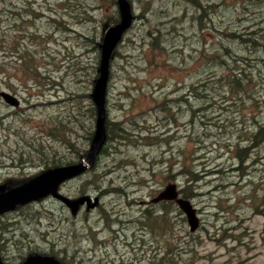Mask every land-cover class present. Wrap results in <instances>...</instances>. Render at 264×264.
<instances>
[{"label":"rangeland","instance_id":"rangeland-1","mask_svg":"<svg viewBox=\"0 0 264 264\" xmlns=\"http://www.w3.org/2000/svg\"><path fill=\"white\" fill-rule=\"evenodd\" d=\"M201 1L209 8L213 0ZM129 2L135 19L125 37L131 38L132 49L122 52L120 48L123 54L127 53L126 60L119 58L113 67L112 85L106 95L109 98L107 112L114 120L134 117V121L141 122L142 118H147L148 121L142 122L149 125L146 134L167 138V143L153 139V144L149 145L142 144L143 141L136 145L114 144L115 150L109 144L107 151L111 155L100 154L94 167L96 175L100 176L97 182L105 188L103 194L88 187L86 193L92 198L90 203L79 205L74 212L54 198L45 197L24 213L33 211V217L40 216L37 218L42 223L39 228L55 225L51 226L49 237L55 242L53 249L58 251L66 246L68 252L64 256L70 260L77 248L74 253L81 264H264V211L259 209L264 199V143L252 154L254 159L244 162L243 176L233 171L238 166L236 144L244 146L247 143L235 129L242 127V131H246L254 119H263L264 112L258 109L263 103L238 112L234 111L231 100H218L222 109L207 110L213 124L203 130L199 127L200 113L188 122L190 107L195 110L201 107L193 96H189V108L184 102L180 103L181 109L175 108L173 115L177 122L168 126L170 122L159 126L151 110L161 101L172 103V98L186 92L178 86L179 81L186 85L198 82V62L193 59L201 47H210L215 39L227 42L220 31L226 27L231 32L250 30L254 21L263 25L264 6L247 4L244 12L235 0H227L219 16L211 15L213 26H205L201 33L196 19L198 11L188 0ZM7 8L19 14L7 13L8 16L0 17V30L5 29L4 41L10 55L0 58L3 61L0 92L16 96L19 105L12 107L0 98V186L43 171L42 164L22 169L11 165L18 161L17 158L29 159V155L37 162L41 160V156L33 152V146L42 143L44 153L50 150L52 157L66 151V145L59 144L50 132L67 137L79 150L86 146L84 135L89 122L82 118L83 115H78L75 123L67 122L78 110L74 106L78 102L75 96L88 92L91 87L95 51L91 45L87 47L91 49L88 52L79 45L75 31L94 29L97 33L99 30L96 21L87 23L83 10L91 13L95 9L94 13L107 15L114 9L108 0H0V10L4 12ZM161 21L165 24L157 25ZM154 26L162 31L167 26L164 37L167 54L151 50L142 41L145 32ZM202 34L205 40H201ZM13 39L15 46L8 49ZM29 51L38 52V71L44 78L38 76L34 81L23 72ZM77 60L78 63L73 64ZM45 77L54 82L49 83ZM6 81L13 84V91L7 88ZM258 95L259 100L264 101V88ZM77 99L79 105L87 107V99ZM62 123L72 129L65 131ZM94 124L95 120L93 131ZM186 168L197 174V181H189ZM84 178L86 176L73 178L62 185L61 194L74 200ZM170 184H175L178 191L193 184L195 196L187 199L198 218L195 231L189 230L185 214L175 203L164 213L158 201L152 202ZM111 185L122 187L123 192L105 193L110 191ZM151 205L158 206L156 211L149 218L144 217L146 209L153 207ZM45 209L51 211V221L42 215ZM102 210L105 211L101 213ZM6 214L13 221L21 219L23 211ZM133 217L136 218L129 221ZM16 225H22L21 230L30 235L23 238L24 244L32 237L42 247H48L45 241H38V236H32L33 232L37 234L32 228L35 223L25 224L21 220ZM19 231H14L13 239L23 237ZM12 241L10 239L8 247L14 254Z\"/></svg>","mask_w":264,"mask_h":264},{"label":"trees","instance_id":"trees-1","mask_svg":"<svg viewBox=\"0 0 264 264\" xmlns=\"http://www.w3.org/2000/svg\"><path fill=\"white\" fill-rule=\"evenodd\" d=\"M4 1V0H1ZM113 5L114 9L110 14H104L101 15L100 13H94V10L91 13H88L87 10H83V14L85 16L84 19H86L87 23H92L96 21L99 25V30L97 33L93 30L90 32L87 30L86 32H77L78 38V44L82 47L86 48V51L88 50V46H93L92 50L95 51V66H94V76L91 79V87L89 88V91L83 94H80L79 96H75L76 102L74 104L75 108H78L77 113L73 117L70 122L67 123H75L79 120L77 117L78 115H83L82 118H85L89 122L88 129L86 130V135H84L85 141H87L86 146H90L91 139L94 135L95 131V124H94V131L92 129L94 120L96 119V108L91 98V93L93 90V86L95 81L97 80L99 76V62H100V54H101V42L104 32L111 26L115 25L119 22V13H118V6L116 0H108ZM186 1V0H184ZM190 4L195 8V11H198L196 19L199 23V29L202 33L205 26H213V19L211 17L212 14L218 15L221 13L224 3L227 2V0H216V2L213 0L209 4L210 7H204L201 0H188ZM97 4H99L98 1H96ZM129 2V0H128ZM130 3V2H129ZM236 4H239L242 6V10L245 12L247 8V4L251 5L252 7H256L257 5L264 6V0H243L241 2L240 0H235ZM7 7V6H6ZM98 7V5H95V8ZM258 7V8H259ZM4 10V6H3ZM237 12H239L240 9H235ZM144 11V8H143ZM0 10V17L2 15L8 16L7 13L12 14H19L16 13V10L12 9H5V11ZM37 14V13H35ZM142 18L144 17L143 12ZM161 16V15H160ZM138 17V16H137ZM140 17V16H139ZM21 19V17H19ZM176 19V16L174 17ZM54 23L58 24L60 21H57L56 19H51ZM134 21V19H133ZM133 23V22H132ZM132 23L129 26V28L124 32L122 39L119 41L117 46L115 47L112 56L110 58L109 63V69H108V81H107V88L106 91L109 90L111 87V78H113V67L114 65H117V61L119 58H123L126 60V54L122 53L123 50L125 52H129L127 49H132V40L131 38L125 37V34L129 32V30L132 27ZM162 21L158 23L157 25H164ZM252 26L253 28L250 30H243L240 31H234L231 32L227 27L224 28L222 31V38L226 40L219 41L215 39V42L210 47H201L198 51L199 54L196 56L193 60L196 59V62H198V73H196L199 77V80L196 84H185L183 81L178 82V86H182L181 88H184L185 93L172 98L170 100L172 103L168 102L167 100H163L155 107H153L151 110L154 114V117H157V120L160 122L159 126L164 125L166 126L167 122H170L167 124L170 125L171 123L177 122L176 115H173V112L175 108L181 109L180 103H185L188 105V108L190 106L189 103V96H193L194 99H197L200 102V108L197 107V110L190 107V119L189 123L192 122L193 118L200 113L201 118L199 117L198 120L200 122V130L206 129L210 127L213 123L210 121L211 116L208 115L207 110L209 109H222V106L218 100L221 102H224L226 100H231L234 104V111L241 112L242 108H249V107H259L262 103V107H259L258 109L264 112V101L259 100L258 91L262 90L264 88V24L262 25L261 22L254 21ZM65 29V25H62ZM167 26L163 27V30H161L160 27L154 26L150 28L148 31H146V35L144 38H142V41L144 44H146L151 50L155 51H162L163 53L167 54L166 52V39L164 38L165 35H167L168 31H165ZM247 28V27H243ZM4 29V28H2ZM74 32V29H72ZM4 30H0V58L5 59L8 56L7 52V45L4 41ZM7 33V31H6ZM201 40H205L206 38L200 37ZM216 38V36H215ZM125 41V42H124ZM220 42H224L220 43ZM165 43V44H164ZM12 46H15V40L13 39L11 41V45L8 47L11 48ZM122 49V52L120 51ZM126 48V49H125ZM218 48V50L215 52V50ZM26 49V48H25ZM30 57H27V60L24 62V69L23 72L27 76L28 79L36 80V78L39 76L41 78H44L43 75L38 71L39 69V62L40 56L38 55V52L36 54H33L29 51ZM130 54V53H129ZM2 56V57H1ZM22 57H20L21 59ZM3 61L0 60V68L3 65ZM78 60L75 61L73 64H77ZM77 69L73 70V74H76ZM1 73V71H0ZM257 77L256 80L255 78ZM7 78L9 76L7 75ZM48 78L49 83H53L54 81L50 80V77H45V79ZM38 82V81H36ZM177 83V82H175ZM202 84V85H201ZM263 84V85H261ZM6 86L8 89H11L13 91V84L6 81ZM179 89V87H176ZM175 88V90H176ZM107 95V93H106ZM73 97V96H72ZM78 97H82L87 99V107L84 108L83 104L79 105L80 100H78ZM180 101V102H179ZM109 98L106 96L105 99V133H106V142L103 145L100 154H109V151H107V147L109 144H112L113 149H116V146L114 144H129V145H136L137 143L142 144H153L152 140L156 139L159 142L167 143V138H158L156 135L146 134V131H149V125L148 123H145V120L148 121L147 118H142L141 122L134 121V117H127L124 119H112L108 112L107 107L109 106ZM179 102V103H175ZM262 102V103H259ZM151 115V114H150ZM152 116V115H151ZM264 116V114H263ZM143 122V123H142ZM143 124V125H141ZM251 126V128L249 127ZM253 126V127H252ZM61 127L65 131H70L72 128L68 126L66 123H62ZM198 127V128H199ZM170 128V127H169ZM91 129V130H90ZM243 128H236L235 132L238 133V136L240 138H244L246 140V145L239 146L237 145V153L236 157L238 159L237 167L233 168V171H236V173L239 172V177L244 175L245 172V166L244 162L249 159H254V155H252L257 149H260L261 144L264 143V118L258 117L252 121L251 125H248L246 131H242ZM137 131V132H136ZM205 132V131H204ZM143 133V134H142ZM249 134V135H248ZM51 137H53L55 140L59 142V144L66 145V151H63L62 153L52 157V153L50 154V150L44 153L43 151V145L42 143L38 146H33V152L35 154H38V157L41 156V160L33 159L32 156L29 155V159L23 160L22 158H17L18 161L15 163L11 162V165L18 167L19 169L24 168L27 165L31 166H37L42 164L43 171L58 167V166H64L69 164H75L79 161L81 155V152H87L86 146L79 150V148H76L73 146V142L69 141L67 137L61 138L60 135H56V133H51ZM244 135V136H242ZM248 135V137H246ZM56 141V142H57ZM234 145V146H236ZM241 147V150L238 152V148ZM115 152V151H114ZM98 155V156H99ZM111 155V153L109 154ZM95 158L94 164L91 167V169L85 171L81 175H79L76 178H81L82 176H86L85 181L79 189H77V193L75 197H83L88 195L86 193V189L88 187L100 192L103 194V190L105 188H102L101 185L97 182L99 180L100 176L96 175L95 166H97L95 163H97V158ZM256 161V160H254ZM39 163V164H37ZM1 166V165H0ZM10 166V165H9ZM42 172V171H41ZM187 173V176H189V181H197L198 176L195 172H193L190 169L185 170ZM211 174V173H209ZM31 178V177H30ZM30 178L23 179L20 181L12 182L8 185H6L7 188H12ZM68 181L64 182L62 185L67 183ZM61 185V186H62ZM193 184H188L184 188L180 189L179 195L182 198H191L193 195L195 196V191L193 189ZM110 186V185H109ZM101 187V188H100ZM61 188V187H60ZM59 188V192L61 193ZM112 192V193H122L123 188L120 186H113L111 185L110 191H105V193ZM63 194V193H62ZM64 197H69L66 195H63ZM74 197V199H75ZM70 198V197H69ZM41 199H37L34 201H29L25 204L17 205L13 209H7L4 211H0V259L5 264H21L25 258H27L30 255H49L51 257H54L58 261H60L63 264H81V260L77 255L74 253L77 248L73 251L70 260H67V256L65 258L64 254H66L68 251L66 249V246H61V249L58 251L53 249L54 241H52L49 237H51V226L53 224L46 225L47 227L42 229L40 221L38 220L40 216H34L33 211H30V214L24 213V210L31 209L33 207L34 203L41 202ZM59 202V201H58ZM64 208L65 205H63L61 202H59ZM172 201H166L161 200L158 201V206L161 211L166 213L169 209H171ZM152 208H147L144 214V217L146 216L149 218L150 214H154L156 211L155 205ZM261 208L260 211H264V199L260 203ZM23 211V215L21 219L11 220V217H9L8 214L10 211ZM104 210L101 211V213ZM152 211V212H151ZM32 213V214H31ZM42 215L45 218H48L49 221L52 220V213L50 210H44L41 211ZM104 217H108L105 214ZM4 217V218H3ZM36 218V219H35ZM38 218V219H37ZM136 217H133L132 219L129 218V221L134 220ZM153 218V217H152ZM21 220L25 221L26 223H35L32 228L37 232L32 234L33 237L38 236V241H45V243L48 244V247H42L40 243L35 241L34 238L30 237V239L27 240V243H23V238H27L30 235L21 230L22 225H16ZM55 226V225H53ZM43 227V226H42ZM38 229L41 231L39 232ZM15 230H20V235L23 237H18L16 239H13L15 236ZM11 240L12 244L14 245V254H12V249L8 247V242ZM73 260H77L76 262H73Z\"/></svg>","mask_w":264,"mask_h":264},{"label":"water","instance_id":"water-1","mask_svg":"<svg viewBox=\"0 0 264 264\" xmlns=\"http://www.w3.org/2000/svg\"><path fill=\"white\" fill-rule=\"evenodd\" d=\"M119 11V22L109 27L103 34L100 45L101 54L99 62V76L94 83L91 93L92 101L96 108L95 131L91 139V144L86 153L81 155L80 160L76 164L67 166H58L42 171L35 177L15 186L13 188L4 189L0 186V211L13 209L15 206L25 204L29 201L37 200L51 195L55 199L61 201L74 212L79 205L90 203V196H83L74 200H70L58 193L59 186L67 180L86 171L94 162L102 145L105 142L106 135L104 131L105 124V99L108 81L109 59L114 48L122 39L124 32L129 28L132 21L130 11V3L128 0H117ZM0 98L8 105L17 107L19 100L16 96L2 91ZM173 200L178 208L185 214L186 221L190 231H195L198 227V218L195 209L192 207L188 199L178 196L175 184L168 185L161 191L152 201ZM0 264H5L0 259ZM21 264H62L57 259L48 255H30Z\"/></svg>","mask_w":264,"mask_h":264},{"label":"bare ground","instance_id":"bare-ground-1","mask_svg":"<svg viewBox=\"0 0 264 264\" xmlns=\"http://www.w3.org/2000/svg\"><path fill=\"white\" fill-rule=\"evenodd\" d=\"M189 3H190V2H189ZM130 11H131V14H132L131 5H130ZM133 19H135V18L133 17V14H132V21H131V23L133 22ZM114 49H115V48H114ZM113 51H114V50H113ZM112 53H113V52H112ZM111 56H112V54H111ZM110 58H111V57H110ZM109 63H110V59H109ZM201 85H202V84H201ZM104 131H105V126H104ZM105 135H106V133H105ZM105 142H106V139H105ZM105 142H104V144H105ZM104 144H103V145H104ZM103 145H102V147H103ZM102 147H101V149H102ZM101 149H100V151H101ZM100 151H99V153H100ZM99 153H98V155H99ZM98 155H97V156H98ZM97 156H96V157H97ZM79 160H80V159H79ZM94 161H95V160H94ZM78 162H79V161H78ZM78 162H77V163H78ZM75 164H76V163H75ZM93 164H94V162H93ZM93 164H92V166H93ZM69 165H72V164H69ZM64 166H67V165H64ZM92 166H91V167H92ZM94 198L96 199V197H94ZM56 201H57V200H56ZM104 211H105V210H104Z\"/></svg>","mask_w":264,"mask_h":264}]
</instances>
